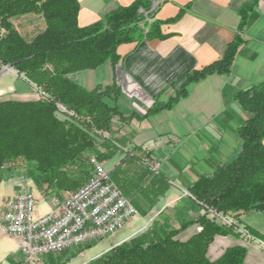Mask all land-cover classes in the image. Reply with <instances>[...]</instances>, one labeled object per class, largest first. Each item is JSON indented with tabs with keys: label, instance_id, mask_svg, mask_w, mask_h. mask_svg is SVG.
I'll return each instance as SVG.
<instances>
[{
	"label": "trees",
	"instance_id": "1",
	"mask_svg": "<svg viewBox=\"0 0 264 264\" xmlns=\"http://www.w3.org/2000/svg\"><path fill=\"white\" fill-rule=\"evenodd\" d=\"M154 1L134 0L94 23L79 26L78 0H0V70L11 65L18 78L41 91L35 100L0 98V182L20 169L46 197L65 196L79 188L88 178L90 156L109 159L123 147L113 136L114 120L123 126L135 117L171 109L187 96L190 83L230 73L244 42L240 32L256 14L260 0L240 6L237 32L220 58L188 72L174 95L166 101L155 99L143 116H125L118 105L120 87L116 81L87 89L70 75L107 62L115 69L120 59L117 47L138 38V24L159 9V4L152 8ZM27 14L40 16L44 25L31 38L22 35L13 23ZM234 99L247 113L236 128L239 151L187 187L203 209L198 220L200 231L181 240L178 233L186 225L169 228L156 218L148 229L87 264H243L246 249L238 245L227 248L215 260L207 257L216 235L238 233L209 210L230 217L238 225L235 219L241 213L264 202V83L237 91ZM58 104L72 114L61 111ZM250 233L257 236L253 230Z\"/></svg>",
	"mask_w": 264,
	"mask_h": 264
},
{
	"label": "crops",
	"instance_id": "2",
	"mask_svg": "<svg viewBox=\"0 0 264 264\" xmlns=\"http://www.w3.org/2000/svg\"><path fill=\"white\" fill-rule=\"evenodd\" d=\"M133 1L78 0V24L86 26L94 23L106 13ZM247 1L159 0L155 15L138 24V38L117 47L120 59L115 69L107 62L96 69L73 73L70 78L87 89L116 81L120 87V111L125 116H143L155 99L166 101L174 95L188 72L200 69L222 56L237 32L240 22L238 10ZM31 16L27 14L19 18L32 19ZM240 37L244 42L229 74H212L190 83L187 96L171 109L145 118L135 117L123 126L114 120L112 126L113 136L119 138L123 147L111 158L103 160L104 163L110 161L112 166L121 163L120 153L123 150L138 161L143 158L158 160L162 166L167 162L164 167L173 171L176 177L175 184L172 182L174 187L161 195L157 204L149 207V212L144 216L158 217L169 228L186 225L178 233L181 240L200 231L198 220L203 214L202 207L188 192V185L199 175L210 174L217 164L232 160L241 147L236 128L247 113L234 99V94L264 83V0L258 2L256 14L244 26ZM101 69L102 75L98 77L97 71ZM15 84L16 80L8 85L10 98L27 101L39 97L34 86L30 89L25 82L19 87ZM5 96V89L0 87V98ZM226 105L229 107L226 108ZM228 112L238 115L235 118ZM232 119L238 123L229 124L228 121ZM158 136L169 138L168 142H174L173 138H193L194 142L189 147L188 141H176L177 144L181 143L175 150L181 158L176 164L167 153L162 155L165 148L155 147L154 141ZM189 164L191 168L188 169ZM20 185L24 189H33L28 178L17 174H9L1 181L0 203L14 196L20 190ZM235 221L248 231L251 238L247 239L239 233L216 235L209 244L207 257L215 260L227 248L238 245L246 249L243 264H264V202L241 213ZM128 238L126 236L112 243L102 252ZM77 248L67 253L72 252L71 257L82 255L85 247L75 252ZM52 256L45 255L39 264H77L73 259L63 260L60 256ZM94 258L91 257V260ZM0 264H24L16 239L1 231Z\"/></svg>",
	"mask_w": 264,
	"mask_h": 264
},
{
	"label": "built area",
	"instance_id": "3",
	"mask_svg": "<svg viewBox=\"0 0 264 264\" xmlns=\"http://www.w3.org/2000/svg\"><path fill=\"white\" fill-rule=\"evenodd\" d=\"M159 0L153 2L152 8ZM39 96L41 91L38 90ZM61 111L72 114L58 104ZM89 174L86 182L68 195L47 196L49 211L35 217V198L31 190H20L0 203V231L18 242L24 264H39L48 254H59L81 245L113 236L137 214L131 201L111 180L110 172L95 156L88 159ZM153 171L161 162L145 158ZM218 220L234 226L247 239L251 236L244 228L220 212L209 210Z\"/></svg>",
	"mask_w": 264,
	"mask_h": 264
},
{
	"label": "rangeland",
	"instance_id": "4",
	"mask_svg": "<svg viewBox=\"0 0 264 264\" xmlns=\"http://www.w3.org/2000/svg\"><path fill=\"white\" fill-rule=\"evenodd\" d=\"M31 17L33 18H17L13 20V23L16 26L17 30L26 38H31L36 32L43 29L44 26L43 20L40 16L32 15ZM3 70L4 67L0 70V87L5 89L7 96L10 97L11 92H8V85L13 84L16 80L15 86L19 87L20 85H24V81L21 78H18L17 75H15L16 72L13 69H8L5 72H2ZM101 73L102 69L97 71V76L101 77ZM38 90L39 89H36V91ZM37 94L39 96L38 92ZM228 107L229 106L226 105V108ZM228 113H230L235 118L238 115L235 112ZM219 123L220 120L217 121V124ZM228 123L236 125V123L238 122L232 119V121H228ZM105 136H108V133H105ZM114 137L118 138L116 135ZM173 139L174 142H168L169 138L158 136L154 141V145L155 147L157 145V147L162 146L163 148H165L162 155L164 156L167 153L171 156V161L179 164L178 160H181V158L175 150H177V147L181 145V143L177 144L176 141H180V139L181 141H188V146L191 147L194 139ZM224 140H226V138H224ZM121 151L122 152L120 153V160L123 158V161H121V163H114V166H112V163L110 161H105L104 163L103 160H98L102 162L105 165L106 169L110 172L111 180L120 187L124 196L128 198L135 206V208L137 209V214L134 215V217H132L129 221H127L124 227L118 230L113 236H108L104 239L81 245L77 249H75V252H77L85 247L82 255H75L71 257L72 252L67 253L70 250L69 249L63 253L55 254L53 256H60L63 260L65 258L73 259L75 263L82 264L85 261H91V257H97L103 254L104 252L102 251L108 248L112 243H115L116 241L126 236H128L129 238L135 236L148 229L153 224L154 218L151 216H144V214L149 212V207H154V205L157 204V200L161 197V195L165 194L169 188L174 187L172 186V182L175 184L176 177L174 176L173 171L168 170V168L164 167L165 163L167 162H163V166L161 164L160 168L157 171H153L147 164H145V158H143L141 161H138V159L136 160L135 158H131L130 156L125 158L127 152H124L123 150ZM189 167L191 168V164L188 165V169ZM9 174H17L18 176L20 175L24 178L26 177L30 182H32V186L30 188H33L31 191L35 198V217L43 215L44 213H47L49 211L46 195H44V193L37 188L32 178L27 176L24 170H13Z\"/></svg>",
	"mask_w": 264,
	"mask_h": 264
},
{
	"label": "water",
	"instance_id": "5",
	"mask_svg": "<svg viewBox=\"0 0 264 264\" xmlns=\"http://www.w3.org/2000/svg\"><path fill=\"white\" fill-rule=\"evenodd\" d=\"M8 69H12V66H11V65L5 66V67H4V70H3L2 72H5V71L8 70Z\"/></svg>",
	"mask_w": 264,
	"mask_h": 264
}]
</instances>
